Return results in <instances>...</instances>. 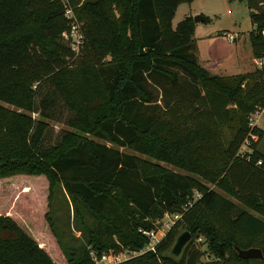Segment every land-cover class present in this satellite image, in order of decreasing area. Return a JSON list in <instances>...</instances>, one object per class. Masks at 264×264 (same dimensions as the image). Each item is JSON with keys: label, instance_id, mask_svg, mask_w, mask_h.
<instances>
[{"label": "trees", "instance_id": "1", "mask_svg": "<svg viewBox=\"0 0 264 264\" xmlns=\"http://www.w3.org/2000/svg\"><path fill=\"white\" fill-rule=\"evenodd\" d=\"M193 1L0 0V101L16 108L0 106V179L45 177L44 217L66 264L140 251L147 239L139 231L181 213L195 192L155 254L120 264H264V130L248 127L264 105V66L230 77L201 67L193 18L172 27L178 7ZM226 1L246 5L252 57L264 58V0ZM66 9L83 36L78 57L63 39L75 25ZM56 108L71 115L72 131L45 146ZM59 200L69 220L62 234ZM178 230L203 241L205 253L193 240L178 259L169 256ZM248 249L262 258L238 256ZM0 264L56 263L0 215Z\"/></svg>", "mask_w": 264, "mask_h": 264}, {"label": "rangeland", "instance_id": "2", "mask_svg": "<svg viewBox=\"0 0 264 264\" xmlns=\"http://www.w3.org/2000/svg\"><path fill=\"white\" fill-rule=\"evenodd\" d=\"M193 12H195V15H192L194 14ZM197 15L208 16L211 19H208L207 23L198 24V31L195 36L201 67L205 68L210 75L220 77L251 73L257 69L248 39L253 25L249 18V10L244 3H240L237 6L235 2H228L226 0H194L190 5L182 4L178 7L172 20V27L175 28L179 22L188 16L193 18ZM67 16L74 21L75 25L72 26L69 35H63V39L66 44L70 45L76 53V57H78L81 54L80 52L84 43L83 36L78 31L79 25L76 23L77 19L74 17L73 12L71 11ZM217 31H224L226 33L222 36V32L219 33ZM0 106L11 111L16 110L13 106L1 101ZM53 112L51 120L47 121L49 127L43 138L45 146L52 145L59 133L72 131L66 124V119L71 115L61 108H56ZM32 118L39 119L38 114H33ZM260 129L264 130V118L260 122ZM227 137H229L228 133ZM91 139L109 147H114L104 141L95 138ZM117 149L120 152L135 155L153 164H158L163 169L187 174L177 167L135 154V152L129 149ZM246 150L247 147L244 145L241 151L244 152ZM258 151L264 154V138L258 147ZM26 189L30 191L25 192L24 190ZM47 197L48 183L44 176H15L0 179V215L10 217L54 263L66 264L63 254L56 244L44 217L48 211ZM62 204L63 201L60 200L59 202H55L53 215L56 229L61 234L69 226L68 210L66 205L63 206ZM69 210L70 215H72L71 205H69ZM83 222L90 227L94 225L92 219L87 216L84 217ZM70 223L72 224V221ZM71 226L73 227V225ZM180 232L181 230H178V233ZM71 234L76 238L80 236L72 228ZM193 240L191 236L190 242L192 243ZM194 243L205 253L206 248L203 241L197 239L194 240ZM207 258L206 254L202 257L201 261L205 262Z\"/></svg>", "mask_w": 264, "mask_h": 264}, {"label": "built area", "instance_id": "3", "mask_svg": "<svg viewBox=\"0 0 264 264\" xmlns=\"http://www.w3.org/2000/svg\"><path fill=\"white\" fill-rule=\"evenodd\" d=\"M62 3H67V0H60ZM70 10H65V17L70 19L67 15L70 14ZM264 34V32H263ZM255 64L257 69H260L264 66V58L255 60ZM264 118V105L262 107H258L255 111L249 116L248 118V127L249 128H259L260 129V122ZM261 162L258 163L260 165ZM200 198V195L195 192L192 201L187 203L183 208L182 212L174 215L165 214L163 218L157 220L154 223L153 229L149 231H142L139 232L147 239V244L143 249L138 252H122L111 257L106 255L101 256L100 258L95 257L91 254L93 261L95 264H120L124 261L129 259L141 256L145 253H156L158 245L161 241L165 238L166 234L171 230V228L181 220L184 213H186L192 204Z\"/></svg>", "mask_w": 264, "mask_h": 264}, {"label": "water", "instance_id": "4", "mask_svg": "<svg viewBox=\"0 0 264 264\" xmlns=\"http://www.w3.org/2000/svg\"><path fill=\"white\" fill-rule=\"evenodd\" d=\"M205 17L201 15H197L193 17V22L195 24L197 23H204ZM191 241V235L189 232L183 230L180 233H178L175 237L174 243L172 247L169 249L167 254L173 258L178 259L184 248L190 243ZM238 256L243 259H260L262 258V253L258 249H248V250H237Z\"/></svg>", "mask_w": 264, "mask_h": 264}, {"label": "crops", "instance_id": "5", "mask_svg": "<svg viewBox=\"0 0 264 264\" xmlns=\"http://www.w3.org/2000/svg\"><path fill=\"white\" fill-rule=\"evenodd\" d=\"M193 3V2H192ZM235 4H237V6H239V4L240 3H237V2H235ZM194 14H192V15H195V12H193ZM189 17V16H188ZM205 17H207L209 20H211L208 16H205ZM215 17H217V15H215ZM198 24H201V23H197V24H195V32H194V38H195V40H196V32L198 31ZM217 32H224V31H217ZM231 39V38H230ZM197 50H199L198 49V46H197ZM198 60H199V56H198ZM254 60V59H253ZM244 74V73H243ZM263 130V129H262Z\"/></svg>", "mask_w": 264, "mask_h": 264}]
</instances>
